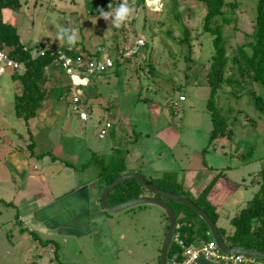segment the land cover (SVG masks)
I'll return each instance as SVG.
<instances>
[{"label":"rangeland","instance_id":"obj_1","mask_svg":"<svg viewBox=\"0 0 264 264\" xmlns=\"http://www.w3.org/2000/svg\"><path fill=\"white\" fill-rule=\"evenodd\" d=\"M20 1L19 12L6 9L2 14L7 23L18 29L22 43L28 48L45 46L58 51L66 46L63 40H58V32L74 30L75 44H84L91 52L97 45L105 44L109 58H119L122 65L116 68L117 77L96 78L87 74L86 80L71 78L62 68H51L56 77L55 90L57 86L72 83L85 87L73 88V96L81 100L78 111L74 110L72 95L60 102L56 96L51 97L38 113L45 131L38 141L34 138L32 141L30 134L36 119L27 125L16 116L20 82L13 80L14 71L7 69L0 76V264H111L107 260L109 254L103 255L106 261L101 260L90 237L68 240L59 237L56 241L50 240L55 244H48L42 233L26 227L20 219L22 210L15 205L19 185L25 188L24 183L21 185L23 175L41 172L53 186L65 177L56 169L49 172L59 165L80 170L93 167L99 176L104 172L109 176L120 169L131 172L128 169L140 167L139 172L146 180L153 181L142 169L154 168L160 160L163 165L172 163L173 169L179 171L188 166L180 159L185 154L199 155L197 164L201 166L204 163L214 167L246 166L247 171L264 168V86L253 82L245 85L244 95L237 89L222 86L211 96L207 74L215 55V37L204 33L207 12L203 4L177 0L176 10L174 0H145L144 9L133 11L117 29L102 18L88 14L84 0ZM225 2L229 5L224 7L227 19H220L218 23L223 26V43L230 58L238 56V49L250 42L247 35L254 30L258 0ZM235 3L238 9L233 13L234 6L230 4ZM215 25L213 22L212 26ZM136 40L145 41L146 46L127 54ZM106 57L104 54L101 59L105 61ZM180 97H184V102ZM82 112L89 115L88 121L80 119ZM107 122L113 128L100 140L98 134ZM214 123L225 134L211 142ZM162 134L170 138L169 144L162 139ZM78 140L82 142L77 143ZM32 142L35 156L30 160L27 149ZM71 142L72 150L77 151L72 158L58 148L60 144L68 148ZM170 148L175 150L176 160H169ZM54 161L58 163L51 165ZM75 178H70V185L69 179L66 181L65 192L74 189ZM98 183L101 188L102 182ZM154 183L160 185L161 181L156 179ZM150 207L108 215L112 240H109L110 246L106 244V251L113 250V243L117 245L115 264H159L162 231L166 227L162 226L156 209ZM181 208L191 215L194 213L185 206ZM50 246L53 251L44 250Z\"/></svg>","mask_w":264,"mask_h":264},{"label":"crops","instance_id":"obj_2","mask_svg":"<svg viewBox=\"0 0 264 264\" xmlns=\"http://www.w3.org/2000/svg\"><path fill=\"white\" fill-rule=\"evenodd\" d=\"M79 79L86 80L81 78V76ZM36 121V126L34 129L31 128V133L33 138L38 141L39 136L45 131L43 125L40 124L38 117L36 118ZM40 125L41 127H39ZM161 136L167 144L171 142L169 137L163 136V134ZM79 142H82V140H78L77 143ZM72 143L73 142L70 143L68 148L62 146L60 143L58 146L60 151H62V154L67 153L71 158L76 157L77 155V151H73L71 148ZM176 147L177 144H175V148ZM172 150L173 148L168 151V154L171 156L168 155L170 158L169 160H172V158L176 160L177 154H174L175 150ZM34 156L35 154H32L31 156L29 155L30 160ZM178 157L180 156L178 155ZM38 158L39 157H37V160L39 161ZM40 159L42 160V157H40ZM180 159L186 161L188 166H186V168H179V171L173 169L172 163L163 165L160 160L159 164L154 166V168H146L142 170L149 174L153 180L152 182L156 179L161 182L162 180L166 181L164 186H159L162 190L188 198L194 204L197 202L202 210L215 218L219 230L225 232L227 239V241L225 240V243L231 247L232 243L229 239L233 237L239 228V225L242 224L240 219L242 212L254 205L255 199L260 193L264 168L247 171L248 167L246 166H243L242 168L224 167L223 165L214 167L207 164L205 165V163V166H201L198 165L200 162L199 155L189 156L188 154H185L181 155ZM202 160H204V158ZM57 163V161H54L51 165ZM23 168L26 169V167ZM23 168L22 170H24ZM53 168L54 169L49 170L50 173L53 172L51 170L56 169L58 170L57 172H61L63 176H65L61 182H57L56 184H53V186L49 184L47 176L41 172L33 175L28 174V176L23 175L22 178L24 181H22L21 178V185L24 183L25 188H22V186L19 185V191H17V197L15 198V205L22 210L20 216L21 221L29 230H37L39 233H42L48 244L51 242L50 240L56 241L55 239L59 237L65 238L66 240L81 239L85 236L90 237L95 241L101 260L106 261L103 255L109 254V259L107 260L111 264H115V262H117V255H115V253H118V247L113 243V250H110V252L106 251V244L108 246L111 245L109 240H112V233L107 218L109 214H106L101 205L100 193L102 187L100 188L99 186V179L97 178L98 173L95 168L89 167L86 170L84 167L80 170L78 167H72L69 165H59ZM20 170L16 169L15 171ZM36 170L39 172V169ZM76 170H79V172ZM128 170L131 172L125 171L122 175L140 174L145 177L143 173L139 172L141 170L140 167L136 169L130 168ZM25 172L26 171L24 170L22 173ZM230 174L233 176H230ZM53 176H55V174H53ZM59 176H61V174L58 175V178ZM71 177H76L73 182L75 187H72L74 189L69 190V192H65L66 189L64 187L68 186L65 183H67L66 181L69 179L68 184L70 185ZM62 188H64V191ZM69 188L71 187L69 186ZM170 204L177 216L176 235L179 239L186 240L184 237V234L186 233L184 227L182 229H179V227L192 225L193 227L190 229L188 228L187 230L195 236V242L192 244L193 246L198 245L196 247H200L203 244L213 241V239L212 241H205L201 239V236L197 233L199 231H204L201 220L191 217L185 209L181 208L180 204L178 205L180 207L177 208L174 206L173 202ZM154 209H156L155 212L159 214L162 226L165 228L168 221H166V216L160 209L156 207H154ZM42 212L44 215L41 216L40 214ZM236 222H238V224H236ZM262 227L263 221H259V219L254 220L250 227V231H248L249 228H246L247 230L244 234L246 239L241 241L248 246H250V244L252 245L253 243L250 242L249 237L262 236L264 234V232H262ZM162 232H164L163 235ZM162 232L160 231V234L164 239L166 231ZM198 240L200 241L198 242ZM100 241H102V243H100ZM51 246L50 249L45 248L44 250L53 251ZM176 248L178 247L176 246ZM241 248L248 249L243 246H241L240 249ZM195 264L233 263L207 261L201 258ZM243 264H264V259L246 258V262Z\"/></svg>","mask_w":264,"mask_h":264},{"label":"trees","instance_id":"obj_3","mask_svg":"<svg viewBox=\"0 0 264 264\" xmlns=\"http://www.w3.org/2000/svg\"><path fill=\"white\" fill-rule=\"evenodd\" d=\"M195 1L203 4L207 12L203 24L204 33H211L215 37L213 40L215 46V55L212 57L211 68L207 74V82L212 89L211 96L213 97L216 91L222 86H226V88H234L235 91L237 89L243 95L246 91V87H244L245 85H251L253 82L255 84H261L264 86V0H258L257 18L254 25V30L251 35H247V38L250 40V42L238 49V56L230 58L227 57L225 47L226 45H224L223 43V26L218 23L220 19H222L223 21L227 19L225 15H227L228 12L227 8L224 7H227L229 5L226 4L225 0ZM120 2L121 0H84V6L88 14L98 17L100 11L99 9L108 11V5L110 3H112V7L114 8L115 3L116 5H118ZM127 3L134 12L138 10L140 11L145 7V0H127ZM174 3L175 5L173 6V8L175 7L174 9L178 10L177 0H174ZM230 5L234 6L232 12L235 13L236 9H238V4L235 3ZM21 8L22 4L20 0H0V50L6 53L9 58L18 62L22 67L19 70L12 69L14 71V74L12 76L13 80L20 82V91L16 95L15 101V112L17 118L24 120L27 125H29L30 121L35 120L38 117V113L46 107L47 103L50 102L52 96H56L57 102H60L69 95L73 96L74 87H85L76 86L72 83L64 87H62L61 85L57 86L55 90L54 79H56V77L55 74L52 73L51 68H62L67 74V70L64 69L62 64L57 63L60 55H64L73 61V71L81 73L80 76L83 79L86 78L85 76L87 74L92 75L96 78H99L101 76L109 77L110 75H114L116 77L118 76L119 72L116 68L117 66L122 65V62L119 60V58L114 59L113 67L108 68L105 71L95 72L92 74L86 72V68H88L91 63L94 64L98 62H104L101 59V56H103L104 54L108 55L105 61L107 60V58H109V49H106L105 44L97 45L94 52L89 51L84 46V44H74L71 47H68L66 45L58 51L46 49L45 46H37L34 49L28 48L25 44L22 43L21 37L18 33V29L7 23L4 20L2 14V12L6 9L13 12H19ZM213 22H216L215 26H212ZM234 23L238 24V21L235 20ZM184 30H186V32L190 34V32L186 28H184ZM190 37L191 36H189V38ZM247 48H249L250 50L248 51ZM126 49L127 48L125 47L123 51H126ZM81 62L84 65L77 67V64L75 63L79 64ZM230 64L231 66L229 67ZM67 75L71 77L69 74ZM55 91L57 95H55ZM78 101V104H80L81 100L79 99ZM214 125L215 128L211 133V142H213V140L217 136H223L225 134V130L221 131L222 133L219 132L217 123H214ZM30 134L32 133L30 132ZM31 138L33 141V136H31ZM28 147L30 156L32 154L34 155V142H32ZM40 157H44V155ZM105 170L106 168L104 169V171ZM125 171L126 170L120 169L114 174L110 173L109 176L106 175V172L101 173L100 176L98 175L99 181L102 182V188L114 183L118 178L122 176ZM262 177L263 181L260 193L257 195L254 205L242 212L240 218L242 224L239 225V230L237 229L233 237L229 239L232 243V248H240L241 246H243L248 248L246 250L264 252V234L259 237H249L250 242L253 243L252 245L250 244V246L242 242L246 239V237H244L245 231L247 230L246 228H249L248 231H250L252 222L256 219H259V221H263L262 232H264V170ZM147 182L148 184H152L158 187L160 190L162 189L159 186H164L166 184V181L164 180H162L160 185L155 184L154 182L149 180H147ZM142 196H152V194H150L140 183L136 181H128L120 185L110 193L109 203L111 205H117ZM195 205L199 208L201 207L197 202ZM189 215L191 217L197 218L198 220H201L204 231L197 232L201 236V239L205 241H212L211 239L213 238L205 222L195 213ZM208 215L216 223L215 218L210 214ZM238 222H236V224H238ZM183 227L185 229L184 231H186V233L184 234L186 240L182 239V241H184L187 246H191L195 242V236H193V233L188 232L187 229H190L193 226H180L179 229H182ZM167 231L168 221L166 226V233ZM220 234L223 240L227 241L225 232L220 230ZM172 245L173 246H171L168 253V261L170 259L172 260V258L181 251V249L175 244V242H173ZM176 246L178 248H176Z\"/></svg>","mask_w":264,"mask_h":264},{"label":"water","instance_id":"obj_4","mask_svg":"<svg viewBox=\"0 0 264 264\" xmlns=\"http://www.w3.org/2000/svg\"><path fill=\"white\" fill-rule=\"evenodd\" d=\"M128 181H136L140 183L150 194H152V196H142L117 205H111L109 203L110 193ZM100 200L103 210L109 215L119 214L143 206L156 207L165 214L168 220V231L160 247L159 264H168V253L176 236L177 216L170 204L171 202L183 205L196 213L208 226L213 241L222 253L242 255L246 258L264 259V252L229 247L223 240L217 224L204 210L196 206L188 198L160 190L158 187L148 184L146 178L140 174L122 175L114 183L107 185L104 188Z\"/></svg>","mask_w":264,"mask_h":264},{"label":"built area","instance_id":"obj_5","mask_svg":"<svg viewBox=\"0 0 264 264\" xmlns=\"http://www.w3.org/2000/svg\"><path fill=\"white\" fill-rule=\"evenodd\" d=\"M144 46L145 41L136 40L135 43L128 48L127 54L136 53L135 51ZM57 63L62 64L64 69L67 70V74H69L71 77L74 76V64L71 59L67 58L64 55H60ZM75 64H77V67L84 65L82 62L79 64ZM113 65L114 60L110 59H107L104 62H98L94 64L91 63L89 67L86 68V72L92 74L95 72L105 71L108 68H112ZM21 68L22 67L18 62L9 58L6 53L0 50V76H3L6 73L7 69L19 70ZM78 100L79 98L73 96V104L76 111H78ZM180 101H184V97H181ZM80 119L82 121H88L89 115L85 112H82L80 113ZM109 129H112V125L110 123H106L98 134L100 140H103L107 137ZM173 242H175V244L181 249V251L172 258L171 264H195L201 258L207 261H222L233 264H243L244 262H246V257L242 255L222 253L218 249L214 241L203 244L200 247H196L193 245L187 246L184 241L179 239L176 235Z\"/></svg>","mask_w":264,"mask_h":264},{"label":"clouds","instance_id":"obj_6","mask_svg":"<svg viewBox=\"0 0 264 264\" xmlns=\"http://www.w3.org/2000/svg\"><path fill=\"white\" fill-rule=\"evenodd\" d=\"M108 8H109L108 11L99 9L100 11H99L98 17L102 18L106 22H109L113 28H117V29L120 28L124 23H126L127 20L133 14V9L129 7L127 0H121V2L118 5H116L115 3L114 8L112 7V3H110L108 5ZM76 39H77V35L74 30L69 31L67 29H61L58 32V40H63L68 47H71L72 45H74L76 42ZM84 79H87V78H84Z\"/></svg>","mask_w":264,"mask_h":264},{"label":"bare ground","instance_id":"obj_7","mask_svg":"<svg viewBox=\"0 0 264 264\" xmlns=\"http://www.w3.org/2000/svg\"><path fill=\"white\" fill-rule=\"evenodd\" d=\"M73 74H74V77L76 76V77H80V74L81 73H78V72H76V71H73ZM77 79V78H76ZM82 85V84H81Z\"/></svg>","mask_w":264,"mask_h":264}]
</instances>
